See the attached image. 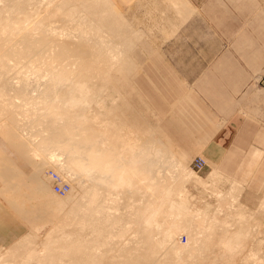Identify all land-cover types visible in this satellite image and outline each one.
<instances>
[{
  "label": "bare ground",
  "instance_id": "1",
  "mask_svg": "<svg viewBox=\"0 0 264 264\" xmlns=\"http://www.w3.org/2000/svg\"><path fill=\"white\" fill-rule=\"evenodd\" d=\"M37 2L42 14L36 12L34 19L26 17L25 21L22 17L27 15V5L21 6L20 1L13 7L17 0L11 3L13 8H25L20 19L27 25H13L10 18L14 13L3 17L8 21L0 18L12 23L6 27L0 20V40L7 34L6 44H0V114L11 112L14 119L21 118V125L17 124L40 155V168L53 162L58 172L74 180L63 196L76 187L83 191L68 223H64L65 213L40 246L27 248L31 242L27 239L19 243L17 249H25L21 262H13L12 252L5 249L0 252V264H165L171 259L173 264H187L197 257L200 263L211 259V264L215 260L222 264H264L263 241L254 228L255 223L263 222L264 199L257 208L262 209L260 216L253 215L256 210L249 215L248 206L245 211L241 206L244 203L237 201L239 185L233 184L226 191L219 189L197 171L181 165L151 138L146 145L130 142L124 146L108 136L106 122L89 115L91 105L103 100L102 96L99 100L92 96L94 88L104 86L115 67L120 66L125 73L133 68L122 48L133 42L127 35V20L112 1ZM20 67L22 70L16 72ZM23 68L30 69L34 77L31 79ZM13 69L16 73H11ZM14 78L19 79L17 85ZM6 87L14 90L12 96H8ZM49 170L44 175L52 184ZM186 182L209 189L218 200L217 207L211 211L205 197L189 196L182 187ZM118 196L131 201L126 200L120 208ZM119 211L126 215H98ZM98 218L106 220L92 221ZM60 224L68 228L55 236ZM192 226L195 231L188 236L184 230ZM255 227L261 230V226ZM182 231L189 237L185 244L177 240Z\"/></svg>",
  "mask_w": 264,
  "mask_h": 264
},
{
  "label": "crops",
  "instance_id": "2",
  "mask_svg": "<svg viewBox=\"0 0 264 264\" xmlns=\"http://www.w3.org/2000/svg\"><path fill=\"white\" fill-rule=\"evenodd\" d=\"M141 5L154 17L147 26L160 29V60L183 79V94H177L176 99L182 101L189 94L192 98L188 106L183 104L181 108V125L188 124L190 129L177 130L175 118L177 129L170 137L190 140L189 154L184 150L170 153L185 167L182 157H202V167L206 168L197 173L218 188V178L224 181L222 187L234 184L242 188V172H264V0H143ZM126 108L117 116L127 120V134L121 138L130 143L135 140V126L140 134L147 130L144 122L141 125L136 119V112L130 111L128 102ZM175 111L177 117L179 108L175 107ZM6 134L0 127V193H5L10 207L32 226L46 225L49 215L52 222L58 212L55 203L65 196L54 194L49 181L39 177L42 159L33 148L24 147V141L6 142ZM150 138L153 137L145 140ZM160 139L157 140L167 149V143ZM168 142L171 146L174 143ZM7 146L14 148V164L12 160L7 163L4 157ZM179 154L182 157L176 156ZM25 202H32L30 209L23 207ZM24 233L11 213H1L0 244L11 238L12 244L19 239L13 238Z\"/></svg>",
  "mask_w": 264,
  "mask_h": 264
},
{
  "label": "rangeland",
  "instance_id": "3",
  "mask_svg": "<svg viewBox=\"0 0 264 264\" xmlns=\"http://www.w3.org/2000/svg\"><path fill=\"white\" fill-rule=\"evenodd\" d=\"M20 5L25 7V5H27L25 8L24 7L22 9L21 6L18 7V2H20ZM28 0H17V4H13V0H0V8L3 5L4 8L0 9V15L2 14V11L4 12L3 16H0L1 19H5L3 17H5V15H9L11 16L13 13V16L10 18L11 22L13 23V25H15L16 23H18V26L20 27L21 25H27V21L24 22L26 20V17H28V19L32 20L36 17L37 13H41V7L38 6V0H35V4L31 2H34V0H29L27 2V4L25 3ZM114 5L116 6V8L118 9V11L128 20V23L130 24V26L128 25V33L127 35H129V39H131L133 42L127 44V48L126 47H122L123 48V53H124V57H127L128 55H130L132 57V62L134 63V67L132 69H128V73H125V71L120 67L117 66L115 67L113 70H111L110 75L108 77L109 81L106 82V84L104 83L103 85L106 87L104 88V86L102 87H96L95 92L93 91L92 96L97 97L96 99L99 100L100 97L103 98V100L101 101H97L95 103H91V109L88 111L89 115L91 117H98V119L102 120L103 122H106L110 129L108 131V136L112 139V140H116L120 143H122V145H126V143H128L127 140L121 138L122 136H126V131H127V120L124 117L123 119H120V116L118 117L117 114L120 111L126 112L128 109L126 108L127 102L129 103V105L132 107V109H130V111L136 112L134 113L136 119H138L141 123V125L145 124V128L147 131H145V133H139L140 130L137 129L139 128L138 126H135V140L134 141H130L131 143L133 142L136 146H140L141 144L146 145L149 142L148 140H145L147 137L152 136L155 139H150V141H153L155 143H159V141L157 139H159L160 137H162V139H160L162 142L167 143L168 148L167 150L170 152L171 150H173L174 152L177 150H184L186 151L187 154L190 147H191V141L190 140H172L170 139V137L172 138L174 136V131L177 129L176 128V123H174L175 118H177V126L179 127V129L177 130H184V131H188L189 125L186 124V126H182L181 124V120H184V116L181 115V108L183 107V104H187L192 102V98L189 94V97H185L182 98V101L179 99H176V95L179 94V96L182 93V90L184 89L182 87L183 85V79H181V77H177L176 75H174V70L172 68H168L165 65L164 60L161 61L159 58V31L160 29L157 27H151V26H147V24L153 23L150 22V19H153V15L151 13L150 10L148 11H143V6L141 5V3H143V0H112ZM14 5L13 7H15V5H17V10L16 8L12 7V4ZM30 3V5H28ZM11 4V7L9 6ZM34 4V6H33ZM2 5V6H1ZM10 8H7V7ZM36 7V10L34 7ZM30 8L32 11L29 12L28 8ZM13 8V9H12ZM33 8V9H32ZM40 10H39V9ZM25 9V11H24ZM7 10H9L7 12ZM12 10V12H11ZM26 12V16L24 15L25 13H21L22 11ZM15 11V12H14ZM29 12V14L27 13ZM21 13V14H20ZM35 13V14H34ZM25 16H23V15ZM34 15L33 17L31 16ZM20 16H23L22 18H25L23 20H21L22 18ZM18 17L20 20H18ZM7 19H9L6 16ZM15 18L18 20L17 22L15 21V23L13 22L15 20ZM0 19V20H1ZM7 19H5L6 21H8ZM27 19V20H28ZM9 20V22H10ZM1 24L6 25L9 23H6L5 21L1 20ZM23 21V23L20 24V22ZM9 23L12 25V23ZM26 23V24H25ZM0 24V25H1ZM1 25V26H2ZM3 25V26H4ZM0 26V29H1ZM2 26V27H3ZM133 26V27H132ZM130 28V29H129ZM131 31V33H130ZM135 33H134V32ZM163 32V36L165 34V29L162 30ZM135 36H134V34ZM141 38L138 39L137 43H134V41L141 35ZM7 34H3L2 37L3 39L0 40V44L1 45H5L6 44V39L4 38V36H6ZM135 40H134V39ZM5 43H4V42ZM132 46V47H131ZM127 49V50H126ZM120 67V68H119ZM19 68V67H18ZM16 68V72L21 71V67L20 70ZM15 70L13 69L11 71L16 73ZM24 70V68H23ZM24 71H27V73L31 76V79L34 77V74L31 73L30 69H26ZM13 73V75H14ZM18 78L16 81V78H14L12 81L16 82L15 84H18ZM102 82V81H101ZM100 83V82H98ZM103 83V82H102ZM101 83V85H102ZM108 83V84H107ZM8 89V87H6ZM5 88V89H6ZM6 89V93L8 94ZM12 89V88H10ZM93 89V90H94ZM9 97L12 96L14 92V90H9ZM5 93V94H6ZM7 94L5 95V97L7 98ZM179 98V97H178ZM127 99V101H126ZM16 101H19L18 99ZM177 101V102H176ZM197 102V101H196ZM122 106V107H121ZM175 107L179 108V112H178V116L175 117ZM99 109V110H98ZM93 110V111H92ZM95 110V111H94ZM98 110V111H96ZM103 110V111H102ZM98 112L96 116H93L94 114L92 112ZM101 112V113H100ZM96 118H93L95 123H96ZM129 118H132V116H129ZM187 118V117H186ZM17 119V118H16ZM13 117V113L11 112H3V114H0V126L5 129L7 131L6 136V142L8 141H24L25 145L24 147L27 148V146H31V142L28 140L27 136L23 134V130L21 129V127L19 125H21V118H19V120H16ZM16 120V121H15ZM13 121V122H12ZM20 122V124L18 122ZM33 121V120H32ZM143 121V122H142ZM22 122H26L25 120ZM19 125H18V124ZM94 123V124H95ZM97 124V123H96ZM101 123L97 126H99L101 128ZM144 126V125H143ZM132 128V126H131ZM22 130V131H21ZM111 133V134H110ZM125 134V135H123ZM111 135V136H110ZM166 137V139H165ZM169 141L174 142L173 143V147L171 145H169ZM167 140V141H166ZM175 144V145H174ZM32 147V146H31ZM170 147V148H169ZM4 154L6 152L7 156H4L5 159L7 160V163L10 160L13 161L14 164V159H13V154H14V148L7 146L5 147ZM165 150V151H167ZM180 155V154H179ZM176 155L177 157H182V155ZM40 156V155H39ZM185 161H186V166L189 168H192V170L195 171H201L204 170L206 167H202L201 169H196L192 166L193 163V158L191 156H188L187 159H185L184 157H182ZM49 164L45 165L46 167H41L40 171H38V175L39 177L43 178L45 177L44 174L47 175L46 171L49 169H52L53 171L58 172L57 168H55V166L53 165V162H48ZM44 172V173H43ZM61 174V173H60ZM62 175V174H61ZM63 176V175H62ZM64 177V176H63ZM65 178V177H64ZM66 181L70 184V186H73L74 184V180H72L71 178H65ZM87 183V182H86ZM216 183L218 184L219 188L226 190L228 189V187H222L221 185L224 184V181L222 178H218L216 179ZM226 183L229 185V181L227 180ZM87 184H90L89 182ZM184 185L182 186L183 188H185L187 190V193L192 196H194L195 199H204L203 197H205V201L208 202L209 205V210L213 211L214 208L217 207V199H215L216 197L211 194V191H209V189H204L201 185H197L195 183H190V182H186L183 183ZM51 186V184H50ZM2 187V180L0 179V188ZM52 187V186H51ZM82 191L83 189H79V187L75 188L73 190V192L70 190L68 196H65L63 198H60L58 202L55 203V208L57 209L58 212H56L52 222H51V214L49 215V219H48V224L43 225V226H37L34 227L30 224V222L24 218V216L20 215L17 211H14L10 205L11 203L8 201V199L5 197V193H0V215L1 213L3 214H7V213H11L15 218H16V222L19 223L20 226L23 227L25 233L23 235H19L16 238L13 239H18L16 242L10 244L12 242V238L7 240L5 239V243L0 244V246L3 245H7L5 246V248H0V252H5L3 250L6 249V251H11L12 252V261L17 263V262H21L22 256L25 254L23 248L17 249L22 241H25V239L31 241L29 242L27 248L29 247H38L42 244L43 239H45L47 232L56 224L57 220L59 219V217L63 214V212L65 211V209H67L68 207V211L66 212V214L63 216L64 218V223H68L70 217L72 216L73 213L76 212L77 207L79 205L80 199H81V195H82ZM53 192V191H52ZM54 193V192H53ZM55 194V193H54ZM73 194V195H72ZM240 199H237V201L242 202L240 204L242 207H245V211H248L247 209L249 208V211L246 213H250L253 214L254 211L255 213L253 215L257 214L259 215V213H262V209L258 211V206L260 204H262V200L264 199V172H242V188L240 191ZM57 195V194H56ZM60 196V195H57ZM214 196V197H213ZM62 197V196H60ZM199 197V198H198ZM118 201L119 203L118 206L121 208L123 206V202H125L126 200L131 201L130 199H128L127 197H123V196H118ZM56 200H58V198H56ZM217 200V201H216ZM42 201H48L47 199H43ZM5 206H4V204ZM32 202H25L23 204V207L25 209H30V205ZM63 206V207H62ZM248 206V208L246 209V207ZM257 206V207H256ZM6 207L7 210L4 208ZM13 207V206H12ZM256 207V209L254 208ZM262 208V206H261ZM253 209V210H252ZM252 210V211H251ZM258 212V213H257ZM117 213V214H116ZM249 214V215H250ZM95 215V214H92ZM99 216H125L126 213L123 212H115V213H99ZM260 216V215H259ZM189 219V217H187ZM99 220V221H98ZM106 220V218H98L96 219H92V221L95 222H101ZM197 221L193 220V223ZM194 223V224H196ZM198 224V223H197ZM196 224V225H197ZM255 223L254 224V228L256 233L258 234L257 237L259 239H261L263 241L262 243V247H264V221L260 224ZM255 225L261 226V230L260 228H256ZM68 228L67 225L65 224H60L57 226V228L55 229L54 235L58 236L60 233V231H62L63 229ZM190 230H184L188 233L190 231H193L194 227L192 226L191 228L189 227ZM260 231V234L258 231ZM96 231V230H95ZM95 231H92L93 234L97 233ZM180 232L177 235V240L181 243V244H185L186 240L189 239V237H187V233L186 232ZM195 231V229H194ZM185 242V243H184ZM188 242V241H187ZM10 247V249H9ZM167 248V247H166ZM165 249V248H164ZM162 249L164 252L165 250ZM168 250V249H167ZM170 250V249H169ZM168 250V251H169ZM190 260V259H189ZM186 261L185 263L187 264H191V261L189 262ZM195 261H192V264L197 262L198 264H203L205 262V259H202L200 263L198 261H200V259L197 257V259H194ZM197 260V261H196ZM166 260H164L163 262H165ZM172 259L169 261L167 260V262L165 264H173V262H171ZM212 260L208 259V261H206V264H211ZM216 261V262H215ZM213 261V264H222L220 261L215 260ZM218 261V262H217ZM171 262V263H170ZM210 262V263H209ZM196 264V263H195ZM230 264H237V263H230Z\"/></svg>",
  "mask_w": 264,
  "mask_h": 264
},
{
  "label": "built area",
  "instance_id": "4",
  "mask_svg": "<svg viewBox=\"0 0 264 264\" xmlns=\"http://www.w3.org/2000/svg\"><path fill=\"white\" fill-rule=\"evenodd\" d=\"M204 162L205 161L202 157H196L193 160V167L199 169L204 165ZM48 175L52 179V190L56 194L63 196L69 191L70 186L68 182H66L58 173L53 170H49Z\"/></svg>",
  "mask_w": 264,
  "mask_h": 264
}]
</instances>
